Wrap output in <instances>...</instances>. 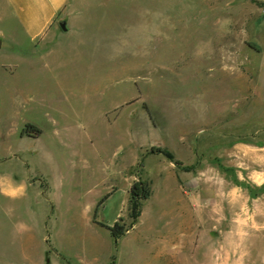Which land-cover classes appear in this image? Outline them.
Here are the masks:
<instances>
[{
  "label": "rangeland",
  "instance_id": "obj_1",
  "mask_svg": "<svg viewBox=\"0 0 264 264\" xmlns=\"http://www.w3.org/2000/svg\"><path fill=\"white\" fill-rule=\"evenodd\" d=\"M79 2L43 50L2 5L0 264H264V0Z\"/></svg>",
  "mask_w": 264,
  "mask_h": 264
},
{
  "label": "crops",
  "instance_id": "obj_2",
  "mask_svg": "<svg viewBox=\"0 0 264 264\" xmlns=\"http://www.w3.org/2000/svg\"><path fill=\"white\" fill-rule=\"evenodd\" d=\"M2 5H5L7 13L15 19L25 38L34 43L35 48L56 38L60 31L75 28L85 11L79 0H0V21L6 17ZM3 34L0 30V35ZM42 48L43 46L40 49L43 50ZM258 82L260 91L264 92V68L258 69ZM248 153L250 157L253 154L250 149ZM255 153L257 159L253 161L258 166L261 185L264 183V145H260Z\"/></svg>",
  "mask_w": 264,
  "mask_h": 264
},
{
  "label": "trees",
  "instance_id": "obj_3",
  "mask_svg": "<svg viewBox=\"0 0 264 264\" xmlns=\"http://www.w3.org/2000/svg\"><path fill=\"white\" fill-rule=\"evenodd\" d=\"M30 129V130H29ZM26 131H36L38 132L37 128L33 125L28 124L26 126ZM152 151H156L158 153H164L167 157L171 158V154L168 151H165L161 148H152ZM149 195V188L145 180L137 179L134 180L129 188V204H130V212L131 216L133 217V221L136 220L137 216L139 215V202L142 199L147 198ZM106 198V195L98 202V205L102 202V200ZM109 231L113 238H118L121 236L127 228L123 225H119L116 221L112 225H105L103 224Z\"/></svg>",
  "mask_w": 264,
  "mask_h": 264
},
{
  "label": "water",
  "instance_id": "obj_4",
  "mask_svg": "<svg viewBox=\"0 0 264 264\" xmlns=\"http://www.w3.org/2000/svg\"><path fill=\"white\" fill-rule=\"evenodd\" d=\"M61 26L64 28V24L63 23H61Z\"/></svg>",
  "mask_w": 264,
  "mask_h": 264
}]
</instances>
